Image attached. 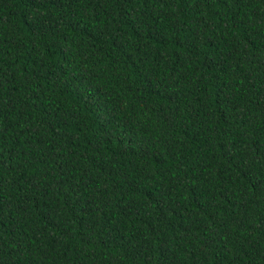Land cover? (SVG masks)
<instances>
[{
  "label": "trees",
  "instance_id": "16d2710c",
  "mask_svg": "<svg viewBox=\"0 0 264 264\" xmlns=\"http://www.w3.org/2000/svg\"><path fill=\"white\" fill-rule=\"evenodd\" d=\"M0 264H264V0H0Z\"/></svg>",
  "mask_w": 264,
  "mask_h": 264
}]
</instances>
